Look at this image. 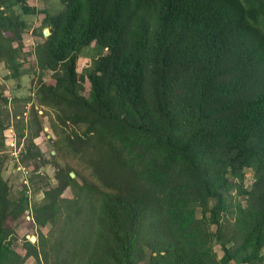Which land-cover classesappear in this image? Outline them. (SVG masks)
Listing matches in <instances>:
<instances>
[{"label":"trees","instance_id":"16d2710c","mask_svg":"<svg viewBox=\"0 0 264 264\" xmlns=\"http://www.w3.org/2000/svg\"><path fill=\"white\" fill-rule=\"evenodd\" d=\"M57 2L50 11L32 0H0V65L17 87L31 75L34 103L54 111L58 146L88 176L47 160L33 141L41 130L34 103L23 116L30 95L8 100L0 89V150L12 118L16 143L22 138L19 161L32 159L34 170L54 166V184L30 175L47 185L32 200L24 180L12 193L0 154V264H24L29 256L43 264L260 260L264 0ZM37 12L41 39L24 51L22 14ZM91 43L97 52L77 71L78 54ZM244 168L251 170L248 186ZM65 187L72 197L60 195ZM28 209L32 222L52 223L57 232L25 238L20 254L15 226Z\"/></svg>","mask_w":264,"mask_h":264},{"label":"rangeland","instance_id":"374dc122","mask_svg":"<svg viewBox=\"0 0 264 264\" xmlns=\"http://www.w3.org/2000/svg\"><path fill=\"white\" fill-rule=\"evenodd\" d=\"M37 8L49 9L50 11H55L58 9L59 3L57 0H32ZM43 16L42 12H37L35 14H22V17L25 19L26 25L22 30V41H23V50H29L35 41H39L41 37L38 36L37 30L40 26L41 18ZM97 46L93 43L89 44L81 48L78 57L76 59V69L77 71H82L85 66H87L92 57L97 52ZM27 58H29V63L32 62L31 54H26ZM5 70L0 65V89L7 96L8 100L12 98V96L16 97H24L30 95L29 100L25 103L23 116L25 118L28 116V110L31 103L35 102V99L31 96L32 89L35 86V81L30 82L31 75H23L19 79V87L15 85V80L10 79L7 80L5 77ZM48 77V72L43 73V78L46 79ZM34 78V77H33ZM35 79V78H34ZM84 90L82 93L87 95L88 83L85 81ZM18 102V101H17ZM16 102V103H17ZM15 103V102H14ZM9 108H14V104L11 102L8 104ZM34 108H36V113L39 116L41 130L38 135L33 137V141L41 151L42 155L48 160H55V162L61 166L68 165L73 167L78 172H80L84 176H88V168H85L64 146L57 144V134H55L54 127L51 124V118H53L54 111L48 107H42L38 104L34 103ZM52 122L54 120L52 119ZM57 129V128H56ZM4 136V144L2 149L0 150V154H2L5 158V161L2 165L1 174L3 178L7 181L10 190L12 193L18 191L22 188V180L26 179V184L32 189L33 192H30V196L32 200H38L42 196V190L45 186L43 177L44 175L47 177V180L50 184H54L53 180V165L49 162L41 164L33 169L32 164L30 163L32 159H25V161H19L18 150L21 149L22 138L18 143H16V131L14 128V120L9 118L6 122L5 128L3 129ZM27 164V165H26ZM36 172L42 173V178L38 176H30ZM79 173V174H80ZM30 176V178H28ZM75 178L79 180V176L75 175ZM45 179V178H44ZM252 180L251 170L249 168H244L243 175V183L248 186L250 181ZM38 186V187H34ZM40 186V187H39ZM31 190V191H32ZM64 197H72V192L69 187H65L61 194ZM41 199V198H40ZM37 202V201H36ZM32 212L28 210L25 211L23 218H21L16 226V240L13 242V247L20 254H23L24 250L21 248L22 241L27 238L31 242H35L37 233L39 231L43 233H47L48 230L53 229L51 226L52 223L45 224L44 226H38L34 222H32L31 218ZM57 232V227L54 228V232ZM214 249L218 255H220L221 251L216 243H214ZM261 254L264 255V247L261 249ZM231 264H236V260H231ZM24 264H43L42 261H37L32 257H26L24 259ZM140 264H146L145 260ZM253 264H264V256L260 260H254Z\"/></svg>","mask_w":264,"mask_h":264},{"label":"water","instance_id":"95a60500","mask_svg":"<svg viewBox=\"0 0 264 264\" xmlns=\"http://www.w3.org/2000/svg\"><path fill=\"white\" fill-rule=\"evenodd\" d=\"M47 34H48V29H47L46 27H43V28H42V35L45 36V35H47ZM69 175H70V176H73V175H74V173H73L72 170L69 171Z\"/></svg>","mask_w":264,"mask_h":264},{"label":"built area","instance_id":"2783aa9c","mask_svg":"<svg viewBox=\"0 0 264 264\" xmlns=\"http://www.w3.org/2000/svg\"><path fill=\"white\" fill-rule=\"evenodd\" d=\"M24 181H25V184H26V182H27L26 179ZM25 190H26L27 195L30 196V192L31 191H30V188H29V186L27 184H26V189Z\"/></svg>","mask_w":264,"mask_h":264}]
</instances>
